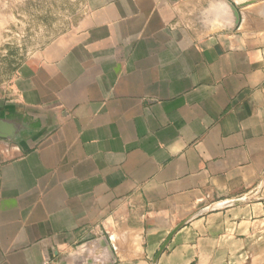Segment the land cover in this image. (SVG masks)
<instances>
[{"label": "crops", "instance_id": "1", "mask_svg": "<svg viewBox=\"0 0 264 264\" xmlns=\"http://www.w3.org/2000/svg\"><path fill=\"white\" fill-rule=\"evenodd\" d=\"M87 6L0 86V264H264V0Z\"/></svg>", "mask_w": 264, "mask_h": 264}, {"label": "rangeland", "instance_id": "2", "mask_svg": "<svg viewBox=\"0 0 264 264\" xmlns=\"http://www.w3.org/2000/svg\"><path fill=\"white\" fill-rule=\"evenodd\" d=\"M88 0H0V86L35 50L67 31Z\"/></svg>", "mask_w": 264, "mask_h": 264}, {"label": "water", "instance_id": "3", "mask_svg": "<svg viewBox=\"0 0 264 264\" xmlns=\"http://www.w3.org/2000/svg\"><path fill=\"white\" fill-rule=\"evenodd\" d=\"M231 10H232V15H233V19H234V25L236 26L239 22V15L238 12L236 10V8L234 6H230ZM11 133L7 134L1 127H0V138H7L10 139L11 138ZM183 224H179L176 227H174L172 229V231L170 232V234L167 236V238L164 240V242L161 244V246L159 247L158 251L156 252L154 259H153V264H156L157 260L159 259L160 255L163 253V251L165 250V248L167 247V245L169 244V242L171 241L172 237L175 235V233L182 228Z\"/></svg>", "mask_w": 264, "mask_h": 264}, {"label": "built area", "instance_id": "4", "mask_svg": "<svg viewBox=\"0 0 264 264\" xmlns=\"http://www.w3.org/2000/svg\"><path fill=\"white\" fill-rule=\"evenodd\" d=\"M46 264V263H45Z\"/></svg>", "mask_w": 264, "mask_h": 264}]
</instances>
